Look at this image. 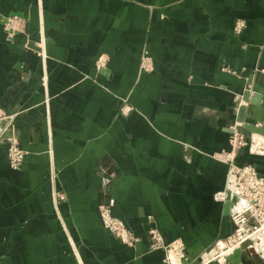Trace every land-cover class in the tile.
Here are the masks:
<instances>
[{
  "label": "crops",
  "instance_id": "obj_1",
  "mask_svg": "<svg viewBox=\"0 0 264 264\" xmlns=\"http://www.w3.org/2000/svg\"><path fill=\"white\" fill-rule=\"evenodd\" d=\"M11 15L27 34L9 41ZM143 49L155 69L138 78ZM255 83L264 87V0H0V107H30L14 120L27 151L19 170L0 144V264H167L149 230L180 238L196 264L233 229L213 198L227 165L211 153L228 148L240 105L247 121L264 117V93L242 99ZM237 160L264 171L244 149ZM110 199L134 246L101 226ZM223 264L263 263L241 251Z\"/></svg>",
  "mask_w": 264,
  "mask_h": 264
},
{
  "label": "built area",
  "instance_id": "obj_2",
  "mask_svg": "<svg viewBox=\"0 0 264 264\" xmlns=\"http://www.w3.org/2000/svg\"><path fill=\"white\" fill-rule=\"evenodd\" d=\"M9 21L10 19L7 23ZM244 27L243 20L237 21L235 31L240 32ZM147 62L149 65L144 70L151 71L150 61ZM232 126L233 132L228 137V148L217 151L215 153L217 155H214L215 159L227 165L224 185L221 190L214 193V199L223 203L227 198L233 200L229 210L233 229L225 237L215 239L199 255L200 264L211 262L223 264L227 261L230 252L239 248L244 242H247L246 249L249 254L264 264V180L261 177L263 172L255 164L241 163L237 160L238 153L242 149L251 156L264 158V134L246 132L238 125ZM108 225L110 230L116 228L109 223ZM124 234L126 236V233ZM125 236L124 240H126ZM180 244L175 246L178 248ZM178 255V257L169 255L167 264H182L185 256L182 252Z\"/></svg>",
  "mask_w": 264,
  "mask_h": 264
},
{
  "label": "rangeland",
  "instance_id": "obj_3",
  "mask_svg": "<svg viewBox=\"0 0 264 264\" xmlns=\"http://www.w3.org/2000/svg\"><path fill=\"white\" fill-rule=\"evenodd\" d=\"M8 19H10L9 23H7ZM237 21H242V19H237ZM237 21H236V23H237ZM236 23H235V27H236ZM1 28L5 33V39L11 41L17 35L27 34V19L25 17L19 16V15L8 16L6 18V21L3 22ZM237 33H239V32H237ZM39 54L41 55L42 53L39 52ZM147 60L150 61V64H151L150 69H152L151 71L150 70H147V71L144 70L149 65ZM107 61H108V56L106 54L99 55L97 57V60H96V67H104L106 65ZM144 61H145V63L143 64ZM154 65L155 64H154L153 57L151 55H149V53L146 49H143L142 53L140 55L139 63H138L137 77L141 78L142 75L151 73L155 69ZM44 83H45V79L43 78L41 80V84L44 85ZM47 105H48V98L45 97V99H44V106L46 109L45 113L48 116L49 111H48ZM28 109H30V107H25L23 109H20L18 111H14V112L10 113V112H8L5 109L0 107V120H3V119L7 120V123L0 129V144L5 146L8 164L12 170H19L21 168V166L24 162L25 155L27 153V151L21 147L19 134L17 132L16 126L14 125V120L19 114H22L23 112L25 113L26 111H28ZM130 110H131V107L124 100L119 107V112L121 114H127V113H129ZM255 121H256V123L260 122L259 119L255 120ZM231 125H233V124L231 123ZM215 153H217V152L211 153V157H213L214 159H215L214 155H217ZM106 174L108 177H106V179H103L104 184H108L111 180V178H109V177H113L112 171H107ZM56 177H57V171L52 167L50 170V177L49 178L51 181L54 182ZM213 198H214V196H213ZM112 206H113V201L111 199L107 200L104 203H101L98 206L99 222H100L101 226L104 229H106L109 232V234L113 238H115L116 240L120 241L123 244L129 245V246H134L135 243L139 240V238L131 232V230L127 227V225L125 224V222L121 218H119L113 214ZM108 223L116 226V228H114V230H110V226L108 225ZM119 231H121V234H119ZM122 231H123V233H122ZM148 232H150L149 236L153 239L152 245L154 247H158V248L160 247L163 249V251H164L163 261L165 263H168L167 259H168L169 255H173L174 257H178L179 256L178 254L182 252L185 256V259L182 260V264H189L188 259H187V255H186L185 244L180 238H174V239H171L169 241H163V239H162V237L158 231L149 230ZM124 233H126V236ZM117 234H119L120 236ZM124 236L126 237V240H124ZM121 238H122V240H121ZM178 243H181L180 244L181 246H178V248H177L176 246L178 245ZM210 245H211V243L204 250H202L198 254V256L195 258L196 264L201 263V261L198 260L199 255L203 251H205Z\"/></svg>",
  "mask_w": 264,
  "mask_h": 264
},
{
  "label": "water",
  "instance_id": "obj_4",
  "mask_svg": "<svg viewBox=\"0 0 264 264\" xmlns=\"http://www.w3.org/2000/svg\"><path fill=\"white\" fill-rule=\"evenodd\" d=\"M50 44H51V41L49 42L47 40L45 42V48L47 52L49 51ZM30 47L36 50H40L38 47H35L33 42L30 43ZM251 90L254 91L256 95H254V97H250L249 91L246 90L242 95V99L249 104L257 105L260 103L262 99V94L264 93V87H262L259 83H255L251 86ZM245 109H246V105L239 106L237 117H236V125L240 126L246 132L264 134V117L260 120L259 123L247 121L246 118H251L252 115L251 113H248L247 116L244 117ZM6 123H7V120H4V119L0 120V129ZM261 177L264 180V171L263 173H261ZM232 203H233V200L231 201L229 198H227V200L224 202V210L226 214H229V210L231 208ZM143 221H145V219H143ZM145 227L146 229L149 230L148 224ZM246 245H247V242H244L239 248L235 249L230 255H228L227 260L232 261L233 263H238L240 261L241 251L248 252L246 249Z\"/></svg>",
  "mask_w": 264,
  "mask_h": 264
},
{
  "label": "bare ground",
  "instance_id": "obj_5",
  "mask_svg": "<svg viewBox=\"0 0 264 264\" xmlns=\"http://www.w3.org/2000/svg\"><path fill=\"white\" fill-rule=\"evenodd\" d=\"M232 132H233V128H232ZM233 251H234V250H233ZM233 251H231L230 254H231ZM230 254H229V255H230Z\"/></svg>",
  "mask_w": 264,
  "mask_h": 264
}]
</instances>
